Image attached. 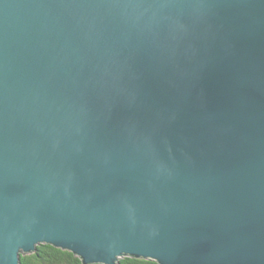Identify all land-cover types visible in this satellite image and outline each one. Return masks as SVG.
Listing matches in <instances>:
<instances>
[{"label":"water","instance_id":"obj_1","mask_svg":"<svg viewBox=\"0 0 264 264\" xmlns=\"http://www.w3.org/2000/svg\"><path fill=\"white\" fill-rule=\"evenodd\" d=\"M264 264V0H0V264Z\"/></svg>","mask_w":264,"mask_h":264},{"label":"trees","instance_id":"obj_2","mask_svg":"<svg viewBox=\"0 0 264 264\" xmlns=\"http://www.w3.org/2000/svg\"><path fill=\"white\" fill-rule=\"evenodd\" d=\"M21 264H83V261L69 251L58 249L52 245H38L30 254L21 255ZM119 264H159L150 259H137L124 256Z\"/></svg>","mask_w":264,"mask_h":264}]
</instances>
